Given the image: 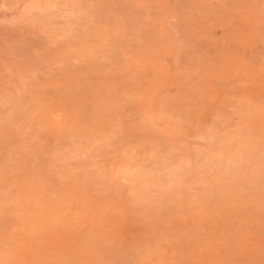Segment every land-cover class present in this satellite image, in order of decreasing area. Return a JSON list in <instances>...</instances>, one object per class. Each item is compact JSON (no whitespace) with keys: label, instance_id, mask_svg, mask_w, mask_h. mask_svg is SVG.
I'll return each instance as SVG.
<instances>
[{"label":"rangeland","instance_id":"374dc122","mask_svg":"<svg viewBox=\"0 0 264 264\" xmlns=\"http://www.w3.org/2000/svg\"><path fill=\"white\" fill-rule=\"evenodd\" d=\"M0 264H264V0H0Z\"/></svg>","mask_w":264,"mask_h":264}]
</instances>
